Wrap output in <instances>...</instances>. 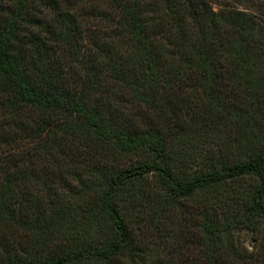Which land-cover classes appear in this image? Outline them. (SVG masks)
I'll return each instance as SVG.
<instances>
[{
  "label": "trees",
  "instance_id": "trees-1",
  "mask_svg": "<svg viewBox=\"0 0 264 264\" xmlns=\"http://www.w3.org/2000/svg\"><path fill=\"white\" fill-rule=\"evenodd\" d=\"M172 214L202 264L264 240V0H0V264H172Z\"/></svg>",
  "mask_w": 264,
  "mask_h": 264
},
{
  "label": "rangeland",
  "instance_id": "rangeland-1",
  "mask_svg": "<svg viewBox=\"0 0 264 264\" xmlns=\"http://www.w3.org/2000/svg\"><path fill=\"white\" fill-rule=\"evenodd\" d=\"M153 4V3H152ZM157 10H152L151 18H154L160 27V31L165 33L169 31V27L173 24L169 18H164V11L161 5L154 2ZM153 5V6H154ZM218 11V8H215ZM159 12V13H158ZM150 13L148 14V17ZM114 25L116 27L117 23L109 20H105L103 18H88L86 21L81 23V33L78 36V43H80V47L83 53L88 54L93 50V44L99 42H106L107 37L114 30ZM172 28V27H171ZM173 29V28H172ZM172 33V32H171ZM170 33V35H171ZM174 33V31H173ZM167 42V37L164 39ZM90 49V50H89ZM89 50V51H88ZM72 71H76L75 69ZM79 77L83 75L81 69H79L76 73ZM115 84V86H113ZM110 88H112L111 92H109L108 101L112 105L113 109H118L121 111H125L126 117H133L132 113L135 109L133 105H131L128 99V91L125 88L120 86L119 83H110ZM121 99V101L117 100ZM182 216L180 214H172L169 223L166 225L173 230H176L181 235L183 232L184 240L179 244L182 249L184 248V254L182 258H175L172 264H185L186 257H188L194 264H202L203 262V250H204V238L203 234L200 231L196 220L192 217H187L184 222ZM262 234H255L250 230H236L233 232L234 238L232 239V243L238 252H243L245 256L250 258L253 263L252 264H264V240L261 237ZM176 247V246H175ZM178 248V247H176ZM185 257V258H184ZM221 260L223 264H245V260H235L233 256L227 252L222 254Z\"/></svg>",
  "mask_w": 264,
  "mask_h": 264
}]
</instances>
